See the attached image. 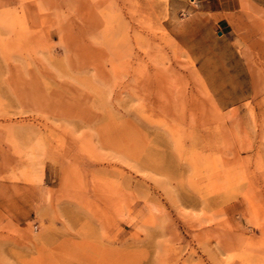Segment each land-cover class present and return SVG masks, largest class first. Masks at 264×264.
<instances>
[{"label": "rangeland", "instance_id": "1", "mask_svg": "<svg viewBox=\"0 0 264 264\" xmlns=\"http://www.w3.org/2000/svg\"><path fill=\"white\" fill-rule=\"evenodd\" d=\"M204 6L0 0V264H264V0Z\"/></svg>", "mask_w": 264, "mask_h": 264}, {"label": "bare ground", "instance_id": "2", "mask_svg": "<svg viewBox=\"0 0 264 264\" xmlns=\"http://www.w3.org/2000/svg\"><path fill=\"white\" fill-rule=\"evenodd\" d=\"M22 11H23V8L19 7V11H17V12L19 13ZM11 17H12V15H7V16L3 17L2 19H0V22L1 23H7V21ZM15 20L17 21V23L19 25H22V22H20L19 19L15 18ZM104 33H106V32H104ZM107 39H109V38H107ZM108 41H110V40H108ZM105 44H107V43H105ZM108 45H110V44H108ZM111 45H112V43H111ZM12 146H13V149L15 150V152L18 153L19 157L21 158V165L18 168L21 176H23L25 178V180H27L30 183L42 184L43 183V165L38 160V148L36 146H33V145L21 146L20 144L17 143L16 140L12 141ZM250 246H252V245L250 244ZM258 246L261 247V245H258Z\"/></svg>", "mask_w": 264, "mask_h": 264}, {"label": "crops", "instance_id": "3", "mask_svg": "<svg viewBox=\"0 0 264 264\" xmlns=\"http://www.w3.org/2000/svg\"><path fill=\"white\" fill-rule=\"evenodd\" d=\"M198 4L205 5L202 10L204 13H220L221 10H215L213 7L215 5H222V0H197ZM225 2L229 5L231 0H225Z\"/></svg>", "mask_w": 264, "mask_h": 264}]
</instances>
